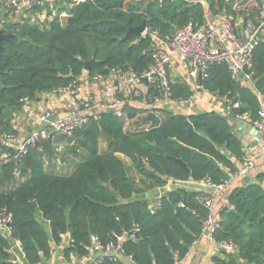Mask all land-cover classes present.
Segmentation results:
<instances>
[{
	"label": "trees",
	"instance_id": "obj_1",
	"mask_svg": "<svg viewBox=\"0 0 264 264\" xmlns=\"http://www.w3.org/2000/svg\"><path fill=\"white\" fill-rule=\"evenodd\" d=\"M247 0H92L76 5L73 21L59 10L46 18L19 22L0 20V32L13 35L3 42L0 63V127L15 134L13 119L24 100L81 82L87 63L93 62L90 77H107L114 69L142 73L154 63L157 39L172 37L192 23L228 17L235 28L255 16L242 10ZM263 0H259V7ZM35 14L37 13L34 12ZM146 23L148 34L131 32ZM254 87L234 79L227 67L214 64L202 89L227 101L232 115L257 119L264 99V38L253 52ZM151 94L155 91L150 90ZM187 82L171 85V99L192 98ZM125 117L103 112L74 137L44 140L21 162L13 160L14 149L0 148L8 160L0 162V212L11 217V237L20 243L27 264H41L52 256V242L60 245L65 235L70 242L65 258L88 257L92 236L103 243L114 234L140 228L137 241L128 240L124 256L134 264H176L190 253L209 215L203 201L211 195L175 189L161 196H148L170 180L220 184L226 179L223 167L235 168L234 160L245 157L244 147L227 118L214 112L182 115L157 110L158 121L147 130L127 131L128 121L142 114L125 106ZM146 122V118H143ZM107 149L100 151V144ZM68 144L80 157L72 173L60 174L47 168V160L64 157L59 145ZM82 153V154H81ZM139 174V187L126 162ZM174 159L187 165L188 173ZM261 179V177H259ZM130 180L132 184H130ZM158 200V206L154 203ZM220 229L217 243L232 241L236 250L226 252L217 264H264V188L260 183L243 184L232 190L228 202L217 213ZM50 224V229L44 223ZM11 240L0 231V264L13 262ZM102 264H126L123 258L104 259Z\"/></svg>",
	"mask_w": 264,
	"mask_h": 264
},
{
	"label": "built area",
	"instance_id": "obj_2",
	"mask_svg": "<svg viewBox=\"0 0 264 264\" xmlns=\"http://www.w3.org/2000/svg\"><path fill=\"white\" fill-rule=\"evenodd\" d=\"M92 0H0V11L5 17L25 15L31 21L46 18L49 10L58 15L59 10H67L66 17H71L70 11L81 3ZM36 15L34 12H36ZM1 22L9 23L2 20ZM238 31L232 19L223 17L217 21L208 20L202 26H195L192 23L179 29L172 37L157 39V49L154 52V63L145 72L134 71L125 72L122 69H114L110 74L115 76L116 90L109 93L105 100L91 102L87 100H74L75 95L84 91V79L87 77L93 82H100L103 76L95 75L90 77L85 70L81 82H74L67 87H60L54 90V94L63 100L73 99V111L60 118L53 119L51 113L32 114L45 122L44 126L36 129L30 134L17 140L15 134L4 131L0 127V148H13V160L21 162L33 149H41L44 140L58 141L61 137L72 138L77 131L83 129L90 123L91 118L103 112H111L118 118H124L125 106L137 108L139 111L153 113L157 110H165L176 103H190L196 94L202 89V83L208 78V70L214 64L225 65L232 78L240 79L243 73V80L253 84L252 74L249 72L253 65V52L257 45L264 38V0L259 7L257 15L243 25ZM173 48L179 58L189 67V82L194 89V95L189 100L182 102L171 99V85L169 68L173 60ZM155 91L154 94L150 90ZM117 95L119 97H117ZM31 100L25 99L23 108L31 110ZM238 109L239 104L235 103L230 107ZM157 114V113H156ZM238 118L248 121L256 130V142L260 146L261 161L257 162L251 158L244 157L233 169L230 166L223 167L226 179L220 184L213 183L210 179L198 182L201 185L213 189L217 194L221 193L228 185L236 180L247 178L258 170L264 168V110L259 111L257 119H252L248 115H237ZM151 126V125H150ZM150 126H142L141 129H148ZM8 160V159H7ZM203 205L209 210V215L202 221V232L200 237L193 242L191 250L195 249L201 238L205 237L212 242H216L215 234L220 229V218L215 212V197H210L203 201ZM11 217L5 212H0V228L10 232L9 224ZM140 228L136 227L132 231H125L121 234H114L113 239L108 243H103L96 236H92V247L88 257V264H102L107 257L121 258L124 256L125 243L128 240L137 241V234ZM217 243V242H216ZM226 252L236 250V245L232 241H222L218 243ZM21 246V245H20ZM190 250V251H191ZM96 257L92 258L94 254Z\"/></svg>",
	"mask_w": 264,
	"mask_h": 264
},
{
	"label": "crops",
	"instance_id": "obj_3",
	"mask_svg": "<svg viewBox=\"0 0 264 264\" xmlns=\"http://www.w3.org/2000/svg\"><path fill=\"white\" fill-rule=\"evenodd\" d=\"M4 20L10 22L8 18ZM243 25V21L240 20L238 22V26H240L241 28ZM171 51L173 52V60L169 68L170 80L172 81V83L181 81L190 84L188 65L179 58L177 52L173 48H171ZM84 83V91L76 94L74 100L99 102L105 100L109 93L115 92L116 90V80L115 76L112 74L104 77L100 82H93L86 77L84 79ZM248 84L254 87L253 84ZM117 97L119 96L117 95ZM74 100H63L58 95L49 93L40 95L35 101H32L30 111L22 107L20 111L15 114L12 123L17 140H21L27 134H30L34 130L40 129L42 126H44L45 122L39 118H36L32 114L33 112L37 114L51 113L53 119H60L73 111ZM260 103L261 109L264 110V99L261 98ZM165 110L171 113L182 114L186 116L201 114L205 112H214L224 118H227L233 133L237 136V138L240 139L243 144L245 157L251 158L257 162L261 161L260 146L255 139V128L248 121L238 118L237 116H233L232 110L225 99L217 97L207 91H201L199 94L195 95L190 103H176L166 108ZM149 115L150 113L147 114L144 111V114L138 117L141 118V125L139 129H141L142 126H150L157 123L158 117L161 116L160 113L154 114L156 122H153L151 120H148ZM143 118H146V122L145 120H143ZM120 156L122 158L123 155ZM234 161L237 166L239 164V161ZM259 177H261V179H259ZM253 183H260L264 188V168L258 170L254 174H251L247 178L234 181L219 194H217L213 189L196 182L170 180L166 186L157 188L155 191H151L153 192V195L150 196L155 195L159 197L167 191L180 188L208 194L212 197H215V212L218 213L220 207L228 202V197L234 188L243 184ZM151 192H149V194ZM154 206H158L157 199L154 203ZM44 226L47 229H50L49 223L45 222ZM0 231L12 242L10 252L13 255V262L18 264H27L26 256L22 251L20 243L12 239L11 234L8 230L0 228ZM69 242V234L64 236L63 241L60 245H56L54 242H52V256L50 259L43 261L41 264H88L90 258H86L84 262L82 261V258H78L76 256H71L69 259L65 258L64 250L68 246ZM224 252V249L219 246L218 243L212 242L207 238L202 237L198 246L195 249L191 250L184 260L176 264H217V261L225 259ZM96 256L97 254L95 253L92 258ZM121 258L125 260L126 264H134L133 261L128 257L123 256Z\"/></svg>",
	"mask_w": 264,
	"mask_h": 264
},
{
	"label": "rangeland",
	"instance_id": "obj_4",
	"mask_svg": "<svg viewBox=\"0 0 264 264\" xmlns=\"http://www.w3.org/2000/svg\"><path fill=\"white\" fill-rule=\"evenodd\" d=\"M258 1L259 0H247V2L243 5L242 10H246V12H248L250 14V16H252V15L255 16L256 11L259 8ZM2 13L3 12L0 11V20H4V19L8 18V20H10V22H19L25 16V15H21V16H14V17H4V15ZM32 16H29V18H32ZM242 28H243V30H245L244 26H242ZM140 125H141V118H136V119L128 122V124L126 125V130L127 131L139 130ZM59 148H60V151L65 150L64 151L65 156L64 157L57 156V158L53 161L47 160V164H46L47 168L50 169L51 171H56L60 174H70L74 170L75 165L79 161H81L82 158H81V156L80 157L74 156L73 153L69 150L68 144H60ZM106 149H107V145L105 143H101L100 144V151L103 152ZM1 155L2 156H0L1 157L0 162L8 159V155L6 153L3 152ZM122 158L126 161V166L130 170L132 177L136 180L137 186L139 187L140 186L138 184V180L140 178L139 174L133 169L132 163L129 159H127L126 157H123V156H122Z\"/></svg>",
	"mask_w": 264,
	"mask_h": 264
},
{
	"label": "water",
	"instance_id": "obj_5",
	"mask_svg": "<svg viewBox=\"0 0 264 264\" xmlns=\"http://www.w3.org/2000/svg\"><path fill=\"white\" fill-rule=\"evenodd\" d=\"M73 21V16L69 17L68 19V22L71 23ZM131 32H137V33H141V34H148L147 32V28H146V23H144L142 26L140 27H137V28H134V29H131L130 30ZM13 35L9 34H4L3 32H0V63H1V58H2V52L4 50V47H3V42L4 41H8L10 38H12ZM93 62H89L87 63L86 65V68L85 70L87 72H89V70L91 69V66H92ZM244 76L243 73L240 74V78L242 79ZM148 120H151L153 122H156V119L154 117V114L153 113H150L149 117H148ZM65 150H62L61 153H64ZM175 162L177 164H179L183 169H185L188 173L190 172V170L188 169L187 165L183 162V160L181 159H174ZM130 184H132V181L130 180ZM150 195H153V192H151L148 196Z\"/></svg>",
	"mask_w": 264,
	"mask_h": 264
}]
</instances>
